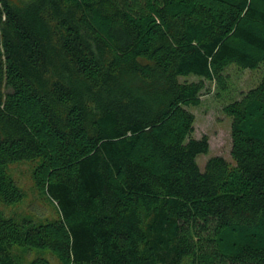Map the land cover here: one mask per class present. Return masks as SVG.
I'll return each mask as SVG.
<instances>
[{"label":"trees","instance_id":"trees-1","mask_svg":"<svg viewBox=\"0 0 264 264\" xmlns=\"http://www.w3.org/2000/svg\"><path fill=\"white\" fill-rule=\"evenodd\" d=\"M264 68V0H0V204L40 159L58 217L0 214L13 248L57 264H264V75L223 112L230 160L196 157L204 81ZM196 76L199 81H181ZM28 264H52L36 257Z\"/></svg>","mask_w":264,"mask_h":264},{"label":"rangeland","instance_id":"rangeland-1","mask_svg":"<svg viewBox=\"0 0 264 264\" xmlns=\"http://www.w3.org/2000/svg\"><path fill=\"white\" fill-rule=\"evenodd\" d=\"M223 75L226 79L225 91H221L215 81H204L200 104L188 107L195 117L192 137L199 139L206 136L208 138V153L196 157L200 170L204 169L205 163L210 157L221 156L230 160V118L223 112V107L228 102L238 99L242 92L255 86L264 75V68L250 71L229 66ZM180 80L199 81L194 75L181 77ZM39 162L40 159L36 158L8 165L7 172L21 190L22 199L15 204H0L2 216L16 221L26 219L35 224L58 217V211L53 202L38 192L34 186L33 169ZM12 251L19 264H28L36 257H44L52 264H57L55 258L48 251L33 249L26 254L23 248L18 247H14Z\"/></svg>","mask_w":264,"mask_h":264}]
</instances>
